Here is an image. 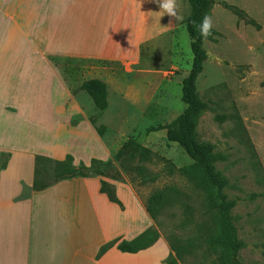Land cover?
<instances>
[{"label": "rangeland", "instance_id": "1", "mask_svg": "<svg viewBox=\"0 0 264 264\" xmlns=\"http://www.w3.org/2000/svg\"><path fill=\"white\" fill-rule=\"evenodd\" d=\"M147 2V12L140 6L134 19L127 6L114 30L113 39L128 35L126 42L134 43V55L126 63L59 58L57 65L75 93L92 78L103 77L108 83L104 112L91 99L82 101L94 126L105 127L103 136L94 133L99 141L90 137L88 153H84L87 162L93 158L111 162L119 172L114 156L128 139L151 150L143 175L121 171L120 181L104 179L114 186L129 185L143 209L153 194H166L151 227L168 248L164 264L171 258L178 264H220L219 251L211 250L207 242L219 234L218 216L208 209L205 192L182 172L192 160L167 141L165 130L148 131L170 123L186 107L182 80L192 64L185 28L188 5L186 0H174L176 13L183 19L170 22L167 14L156 13V3ZM206 16L212 28L203 41L207 58L196 93L207 109L195 119L194 130L198 142L209 146L216 157L215 169L233 203L232 219L242 244L239 262L264 264V0H213ZM127 52L118 50L120 55ZM44 178L52 180L48 175ZM142 260L163 264L152 254Z\"/></svg>", "mask_w": 264, "mask_h": 264}, {"label": "crops", "instance_id": "2", "mask_svg": "<svg viewBox=\"0 0 264 264\" xmlns=\"http://www.w3.org/2000/svg\"><path fill=\"white\" fill-rule=\"evenodd\" d=\"M147 3L0 0V264H145L149 254L164 264L161 239L136 254L114 246L97 259L108 242L131 241L153 225L129 185H115L124 210L100 192V177L33 189L36 156L89 164L90 137L99 141L82 102L91 97L73 91L57 60L126 63L134 43L128 35L113 39L114 30L127 6L134 19ZM92 79L107 85L109 98L105 79Z\"/></svg>", "mask_w": 264, "mask_h": 264}, {"label": "trees", "instance_id": "3", "mask_svg": "<svg viewBox=\"0 0 264 264\" xmlns=\"http://www.w3.org/2000/svg\"><path fill=\"white\" fill-rule=\"evenodd\" d=\"M186 2L188 14L185 19V28L190 39L192 53L190 72L182 80V101L186 107L170 123L151 127L148 131L165 130L167 141L177 144L192 160V164L183 168L182 172L196 188L205 192L208 209L218 216L216 218L218 219L219 234L211 235L207 239L208 247L217 253L219 251L220 264H241L238 260V254L242 244L238 236V229L232 219L233 203L227 199L224 193L225 182L215 169L216 157L212 155L209 146L198 142L194 130L195 119L207 109V104L196 93V81L207 58L203 47L205 38L200 36L198 24L207 14L213 0H186ZM80 90L91 97L99 112H104L107 109L108 90L103 81L99 79L84 81ZM91 122L94 125V122ZM95 130L99 136H103L105 133L103 125L95 127ZM151 158V150L134 139H128L124 142L114 156L115 162L119 165V172L115 170L111 162L99 159H92L89 164L79 163L75 165L74 158L70 155L60 161L36 156L33 189L35 191L44 190L61 180L75 177H100V192L105 194L110 202L119 205L124 210L115 186L105 179L120 181L122 179L121 171L129 176L133 173L143 175V164L150 161ZM5 166L6 162L3 161L0 168ZM45 175L50 176L52 180L45 182ZM165 200L166 194L161 191L153 194L147 200L145 209L152 220H157ZM158 240V232L149 228L131 241L117 238L108 242L100 248L97 259L114 246L123 253L136 254L149 249ZM165 264H178V262L171 258Z\"/></svg>", "mask_w": 264, "mask_h": 264}, {"label": "clouds", "instance_id": "4", "mask_svg": "<svg viewBox=\"0 0 264 264\" xmlns=\"http://www.w3.org/2000/svg\"><path fill=\"white\" fill-rule=\"evenodd\" d=\"M152 2L156 3L159 7V10L156 11V13L161 14V17L167 14L170 17V22L172 18H174L175 21L183 19V17L176 13L174 0H152ZM211 28L212 21L210 17L205 15L198 24L200 36L206 38L210 34Z\"/></svg>", "mask_w": 264, "mask_h": 264}]
</instances>
